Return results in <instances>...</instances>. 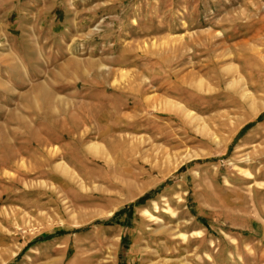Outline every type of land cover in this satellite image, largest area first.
<instances>
[{
    "label": "rangeland",
    "instance_id": "obj_1",
    "mask_svg": "<svg viewBox=\"0 0 264 264\" xmlns=\"http://www.w3.org/2000/svg\"><path fill=\"white\" fill-rule=\"evenodd\" d=\"M0 264H264V0H0Z\"/></svg>",
    "mask_w": 264,
    "mask_h": 264
},
{
    "label": "bare ground",
    "instance_id": "obj_2",
    "mask_svg": "<svg viewBox=\"0 0 264 264\" xmlns=\"http://www.w3.org/2000/svg\"><path fill=\"white\" fill-rule=\"evenodd\" d=\"M45 95H46V94H45ZM47 95H48V94H47ZM45 98H46V96H45ZM168 104H170V102H169ZM174 108H178V107L175 106ZM189 116H190V115H189Z\"/></svg>",
    "mask_w": 264,
    "mask_h": 264
}]
</instances>
